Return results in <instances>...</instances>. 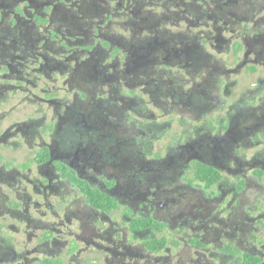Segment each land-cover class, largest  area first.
I'll return each instance as SVG.
<instances>
[{"label":"flooded vegetation","instance_id":"1","mask_svg":"<svg viewBox=\"0 0 264 264\" xmlns=\"http://www.w3.org/2000/svg\"><path fill=\"white\" fill-rule=\"evenodd\" d=\"M86 1L0 3V264H264V0Z\"/></svg>","mask_w":264,"mask_h":264},{"label":"rangeland","instance_id":"2","mask_svg":"<svg viewBox=\"0 0 264 264\" xmlns=\"http://www.w3.org/2000/svg\"><path fill=\"white\" fill-rule=\"evenodd\" d=\"M0 3H4V4L7 5L8 8H6V10H5V12H6V11H9L12 8V6L14 4V0H0ZM138 3L139 4H137V5L135 3H133L134 4V7L136 8L135 9V12L137 14L142 13L141 15L149 17L152 22H154V20L159 19L160 14H161L163 8L157 4V0L156 1H154V0H145V3L138 1ZM147 3H151V4H147ZM108 4L109 3H108L107 0H94V1L87 0L85 2V6L83 8L88 9L92 13L93 17L88 16V15L87 16H83V18L80 19V21L77 22V23H79L81 25H84V27L87 28L88 27V24H90L92 22V20H93V22L95 20L97 21L98 18L100 19L105 14V12L109 9ZM236 10H238V8H236ZM74 13H75V9L71 8L70 6L60 7V10H59V15L68 18L69 22H74V20L72 18V16L74 15ZM1 15H2V13L0 11V17H1ZM74 16H76V14ZM10 21H11V19L6 18L3 22H0V28L2 29L0 31V39L3 42H6V41L3 40L4 35L3 34L1 35V32L4 33L5 31L8 30V28H10V24H9ZM21 27H23V28H30L31 33L34 36L36 35V31L34 30V28H31V24L29 22L24 21L21 24ZM157 27L161 31H162V29L164 27H167L168 29L171 30L170 34L172 32L173 33L176 32L175 27H172L171 25H168V26H157ZM114 28H115V31H114L115 35L116 36H123L125 38L124 39V43H126V41H127V44H129V42L131 40V36H132V34H131L132 32H131L130 29L133 28V25L131 24L129 26V28H128L127 31H125L123 28H119V27H114ZM138 28L135 27V30H138ZM39 31H40V34L43 33L42 29H39ZM135 34H136V32H135ZM7 35H9V37H11V38L13 37V35L10 34V31H9V33ZM24 35H27L26 36L27 38L29 36V34H27V33H24ZM162 37L163 36H160L158 40H159V42L161 44H164V41H163ZM140 38H141V36L139 34H136L134 39H135V41H137V40H143L144 42L145 41L151 42L150 41L151 40L150 39L151 37L148 38L147 36H145L143 39L142 38L140 39ZM8 42H10V41L7 40V43ZM10 44L13 45L12 42H10ZM171 45H173V43ZM15 46H16V44H15ZM20 49L22 50L24 48L21 47ZM143 54L148 55L147 53H145V51H144ZM149 56H151V58L153 59V58H155L156 55L154 57L152 55H149ZM148 69H149V67L142 68V70H144V71H147ZM260 78H264V72H263V70H260V72L257 74V76H253L251 78H247L246 75L244 74L239 79H240L242 85L244 84V86H246L247 88H251V87H253L254 84H257V81ZM124 92L127 93L128 95L131 94V92L129 90H126V89H124ZM250 102H251L250 100L246 101L245 106H248L250 104ZM117 112H118L117 114H120L121 115V112H119V111H117ZM130 118L131 119H134V118H137V116L136 115L130 116ZM136 128H138V125H135L134 127H132V126L127 127V129H128V131H127L128 139H131L132 140L133 139L132 136H134V137L137 136V134L135 132V129ZM170 133L171 132L166 133L164 135V138H162L161 136L158 138L156 135L155 136H151V138L145 137L143 139L144 144H148V141L149 140H151V141L153 140L155 142V146L157 148H159V147H166L167 144H168V140L167 139H169L168 137H170ZM145 150H148V145H147V148L144 149V151ZM183 181L185 182V180H183ZM176 209H177V211L180 212V210L182 209V204L178 205ZM188 209H189V207H188ZM190 209H192V210L195 209V206L192 205L190 207ZM183 210H184V208H183ZM188 212L189 211H187V214H188ZM141 238H146V234L139 235L138 236V239H133L131 237V240H133V242H135V243H139V242H141L140 241ZM142 264H145V263L142 262Z\"/></svg>","mask_w":264,"mask_h":264},{"label":"trees","instance_id":"3","mask_svg":"<svg viewBox=\"0 0 264 264\" xmlns=\"http://www.w3.org/2000/svg\"><path fill=\"white\" fill-rule=\"evenodd\" d=\"M104 204L106 205V208L109 209V210L112 209L115 206V204L113 202H104ZM163 245L164 244L160 243V242H152L150 244L151 247H154L157 250H160L163 247Z\"/></svg>","mask_w":264,"mask_h":264}]
</instances>
